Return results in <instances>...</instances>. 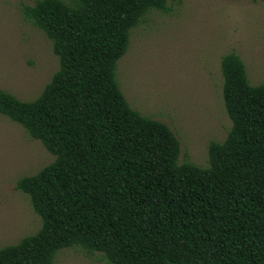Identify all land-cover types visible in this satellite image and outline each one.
Segmentation results:
<instances>
[{"label": "trees", "instance_id": "1", "mask_svg": "<svg viewBox=\"0 0 264 264\" xmlns=\"http://www.w3.org/2000/svg\"><path fill=\"white\" fill-rule=\"evenodd\" d=\"M167 0H35L24 15L50 39L58 68L34 99L0 90V113L54 159L22 176L41 225L0 247V264H51L79 245L106 264H264V81L221 56L231 126L208 165L178 163L163 122L131 108L116 79L130 30Z\"/></svg>", "mask_w": 264, "mask_h": 264}, {"label": "rangeland", "instance_id": "2", "mask_svg": "<svg viewBox=\"0 0 264 264\" xmlns=\"http://www.w3.org/2000/svg\"><path fill=\"white\" fill-rule=\"evenodd\" d=\"M35 0H0V90L29 101L58 68L45 33L24 15ZM130 30L116 64L129 106L165 123L179 141L177 162L208 165L207 147L230 129L221 87V56L235 53L251 85L264 81V0H167ZM54 159L43 144L0 113V247L41 225L18 178ZM51 264H106L79 245L56 251Z\"/></svg>", "mask_w": 264, "mask_h": 264}]
</instances>
